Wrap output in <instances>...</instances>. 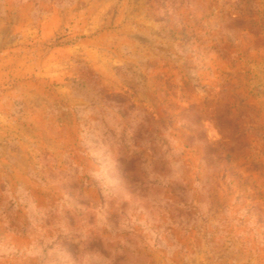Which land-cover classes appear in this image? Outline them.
Returning a JSON list of instances; mask_svg holds the SVG:
<instances>
[{
  "label": "rangeland",
  "instance_id": "1",
  "mask_svg": "<svg viewBox=\"0 0 264 264\" xmlns=\"http://www.w3.org/2000/svg\"><path fill=\"white\" fill-rule=\"evenodd\" d=\"M0 264H264V0H0Z\"/></svg>",
  "mask_w": 264,
  "mask_h": 264
}]
</instances>
